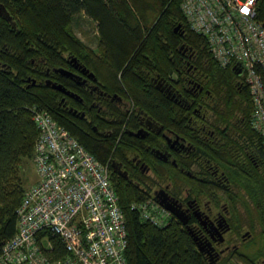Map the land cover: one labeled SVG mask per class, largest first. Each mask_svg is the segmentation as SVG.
<instances>
[{
    "label": "trees",
    "instance_id": "trees-1",
    "mask_svg": "<svg viewBox=\"0 0 264 264\" xmlns=\"http://www.w3.org/2000/svg\"><path fill=\"white\" fill-rule=\"evenodd\" d=\"M180 3L181 0H0V253L17 231L16 210L26 192L20 171L25 161L33 160L38 137L33 107L44 110L68 129L101 163L108 161L119 135L123 119L116 123L115 139L98 136L63 108L59 103L61 93L45 83L46 79L64 83L65 79L52 70L65 67L67 57L86 64L108 89H115L114 84L120 88L122 82L142 105L147 102L144 96L154 97L152 91L142 90L147 77L143 79L141 68L149 62L145 56L168 74L182 59L171 56L176 42H186L203 52L215 77L234 72L231 67L219 65L206 39L190 28ZM81 14L96 23L99 36L95 47L88 46L75 33V20ZM177 24L180 28L175 32ZM240 89L227 97L217 111L228 124L235 121L232 135L229 133L224 142L222 158L231 162L239 153L254 162L256 167L250 163L246 167L240 161L235 166L226 165V169L247 195L248 202L242 195L244 204L264 207L263 140L251 126L253 102L249 88L243 85ZM156 104L165 125L170 126L174 121L173 104L164 97ZM179 129L188 138V128ZM114 189L128 233V264H202L188 251L172 220L164 228L142 220L132 207L133 203L145 201L142 194L119 185ZM50 242L51 258L65 254L57 238L50 237Z\"/></svg>",
    "mask_w": 264,
    "mask_h": 264
},
{
    "label": "flooded vegetation",
    "instance_id": "flooded-vegetation-1",
    "mask_svg": "<svg viewBox=\"0 0 264 264\" xmlns=\"http://www.w3.org/2000/svg\"><path fill=\"white\" fill-rule=\"evenodd\" d=\"M171 49L172 58L182 59L168 74L145 56L149 62L141 68L143 79L147 77L142 90L154 93L153 98L144 96L150 110L137 103L122 82V89L117 84L115 89L106 88L74 57H67L62 68L71 76L52 70L65 79L58 84L69 92L59 91V103L98 136L115 139L116 123L123 119L107 161L113 187L133 189L164 209L168 213L164 227L173 221L197 261L264 264V207L246 206L242 197L248 202L247 195L226 169L235 162L246 167L254 162L239 153L231 162L222 158L235 121L230 125L217 114L219 105L246 85L243 72L234 70L218 78L199 49L186 42H176ZM163 97L175 108L170 126L156 108ZM180 126L188 128V138Z\"/></svg>",
    "mask_w": 264,
    "mask_h": 264
},
{
    "label": "built area",
    "instance_id": "built-area-1",
    "mask_svg": "<svg viewBox=\"0 0 264 264\" xmlns=\"http://www.w3.org/2000/svg\"><path fill=\"white\" fill-rule=\"evenodd\" d=\"M180 8L219 65L243 72L251 126L264 148V0H181ZM32 111L38 181L16 210L17 231L2 246L0 264H128V233L109 162H99L44 110ZM132 207L157 227L168 223V213L150 199ZM50 237L63 245L60 258L50 257Z\"/></svg>",
    "mask_w": 264,
    "mask_h": 264
},
{
    "label": "rangeland",
    "instance_id": "rangeland-1",
    "mask_svg": "<svg viewBox=\"0 0 264 264\" xmlns=\"http://www.w3.org/2000/svg\"><path fill=\"white\" fill-rule=\"evenodd\" d=\"M74 30L77 36L88 46L95 47L97 45L99 34L96 23L87 19L84 14L79 15L75 20ZM20 176L26 190L37 183L38 176L33 160L25 161L22 164Z\"/></svg>",
    "mask_w": 264,
    "mask_h": 264
},
{
    "label": "water",
    "instance_id": "water-1",
    "mask_svg": "<svg viewBox=\"0 0 264 264\" xmlns=\"http://www.w3.org/2000/svg\"><path fill=\"white\" fill-rule=\"evenodd\" d=\"M3 15L5 16V14L3 13ZM6 19L10 20V17L5 16ZM180 27L179 24L176 25V27H174V31H176L178 28ZM55 72H59L62 75H66V76H71V74L69 72H67L65 69L62 68H54ZM238 72H241L240 69L236 70ZM47 84H50L51 87L55 90H58L60 92H64L65 94H68L69 92L65 89L64 86H62L61 84L55 83V82H51L50 80L46 81ZM166 210H168V208H166Z\"/></svg>",
    "mask_w": 264,
    "mask_h": 264
}]
</instances>
